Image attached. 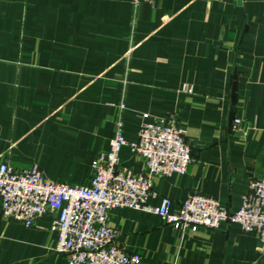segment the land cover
I'll return each mask as SVG.
<instances>
[{
  "label": "crops",
  "instance_id": "1",
  "mask_svg": "<svg viewBox=\"0 0 264 264\" xmlns=\"http://www.w3.org/2000/svg\"><path fill=\"white\" fill-rule=\"evenodd\" d=\"M164 117L185 130L192 161L153 176L148 203L177 209L202 193L238 209L264 176V0H0V162L89 184L119 120L134 141ZM121 160L144 171L129 146ZM109 221L141 264H264L258 235L237 223L183 232L134 208ZM51 226L0 213V264H67Z\"/></svg>",
  "mask_w": 264,
  "mask_h": 264
},
{
  "label": "built area",
  "instance_id": "2",
  "mask_svg": "<svg viewBox=\"0 0 264 264\" xmlns=\"http://www.w3.org/2000/svg\"><path fill=\"white\" fill-rule=\"evenodd\" d=\"M142 0H133L138 4ZM241 119L233 120V129ZM129 146L143 164V172H134L121 160V151ZM192 148L185 130L171 118L145 120L138 137L128 141L124 123L119 120L109 150L100 152L91 162L89 184L49 180L37 165L15 169L0 162V213L32 227L43 216H52L56 232L55 250L67 256V264H141L142 257L119 244L120 232L110 224L114 208L143 209L161 216L180 231L217 229L233 222L244 231L255 232L264 245V176L249 180L240 207L232 210L217 199L188 194L177 209L169 198L151 205L153 176L184 175L192 161Z\"/></svg>",
  "mask_w": 264,
  "mask_h": 264
}]
</instances>
